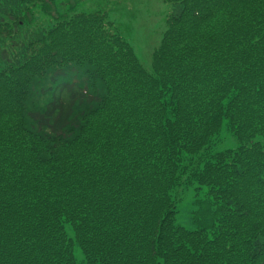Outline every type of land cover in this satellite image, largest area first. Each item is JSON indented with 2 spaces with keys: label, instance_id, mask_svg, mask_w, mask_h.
Wrapping results in <instances>:
<instances>
[{
  "label": "trees",
  "instance_id": "obj_1",
  "mask_svg": "<svg viewBox=\"0 0 264 264\" xmlns=\"http://www.w3.org/2000/svg\"><path fill=\"white\" fill-rule=\"evenodd\" d=\"M176 1L145 62L115 22L89 55L63 0H0V264H264V0Z\"/></svg>",
  "mask_w": 264,
  "mask_h": 264
},
{
  "label": "rangeland",
  "instance_id": "obj_2",
  "mask_svg": "<svg viewBox=\"0 0 264 264\" xmlns=\"http://www.w3.org/2000/svg\"><path fill=\"white\" fill-rule=\"evenodd\" d=\"M63 3L56 4V7L62 8L63 12L60 15L70 21L67 27H71L72 30L68 37L62 35L55 37L60 47L68 45L75 50L86 51L89 55L101 54L105 50L106 42L110 43L116 40H111L110 37L114 26L110 27V23L115 22L116 33L122 38L120 40L127 43L138 56H143L144 58L141 56L140 58L145 62L149 60L147 57L151 56L152 51L160 43L161 32L166 26V17L181 9L179 1L176 0H63ZM72 4H76V7ZM35 10V19L32 24L20 27L15 35L20 47L27 53L34 52L36 48L32 43L27 44L32 39L33 32L37 29L44 30L51 24L50 17L44 15L41 7L37 5ZM81 12L86 15L85 17H97L100 22L102 28L99 33L102 41L99 44L91 43L85 39L84 29H81L84 27L83 24L79 25L80 28L74 24V15ZM42 44L38 43L36 46L40 48ZM40 77L34 76L29 82L23 83L22 88L29 89L31 84H37L36 80ZM33 101L37 104V108H42L45 103L39 95ZM8 105L13 104L9 101L0 102L2 108ZM189 201V196L186 193L183 194L176 215L177 223L187 228L191 227ZM75 254L79 258L78 248H76Z\"/></svg>",
  "mask_w": 264,
  "mask_h": 264
}]
</instances>
